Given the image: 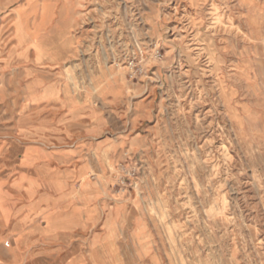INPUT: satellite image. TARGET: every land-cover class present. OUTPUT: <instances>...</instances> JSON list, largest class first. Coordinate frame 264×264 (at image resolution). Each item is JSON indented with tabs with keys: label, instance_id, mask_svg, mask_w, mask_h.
Wrapping results in <instances>:
<instances>
[{
	"label": "rangeland",
	"instance_id": "obj_1",
	"mask_svg": "<svg viewBox=\"0 0 264 264\" xmlns=\"http://www.w3.org/2000/svg\"><path fill=\"white\" fill-rule=\"evenodd\" d=\"M0 264H264V0H0Z\"/></svg>",
	"mask_w": 264,
	"mask_h": 264
}]
</instances>
